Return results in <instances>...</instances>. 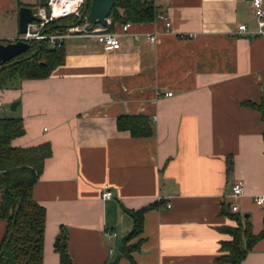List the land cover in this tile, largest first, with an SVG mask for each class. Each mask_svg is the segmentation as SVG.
Returning a JSON list of instances; mask_svg holds the SVG:
<instances>
[{
    "label": "crops",
    "instance_id": "obj_1",
    "mask_svg": "<svg viewBox=\"0 0 264 264\" xmlns=\"http://www.w3.org/2000/svg\"><path fill=\"white\" fill-rule=\"evenodd\" d=\"M155 1L162 19L130 23L127 34L114 27L118 51L71 37L49 78L0 90V119L20 117L25 130L11 146H50L32 190L46 211L43 264H59L61 231L72 264H224L216 262L220 243L231 237L220 229L236 226L227 215L236 183L238 215L254 235L263 228L264 206L253 198L264 194V123L244 105L264 99V36L255 34L251 0ZM39 2L0 0V42L18 36L17 4ZM238 25L247 33L234 37ZM15 102V115L3 108ZM134 117L150 135L124 129ZM104 185L109 200L101 199ZM148 206L124 257L133 228L124 210ZM5 231L0 218V244ZM241 264H264V239Z\"/></svg>",
    "mask_w": 264,
    "mask_h": 264
},
{
    "label": "trees",
    "instance_id": "obj_2",
    "mask_svg": "<svg viewBox=\"0 0 264 264\" xmlns=\"http://www.w3.org/2000/svg\"><path fill=\"white\" fill-rule=\"evenodd\" d=\"M155 2V0H114V7L108 18L110 24L106 26V30L114 32V27L119 24L153 22L158 15ZM17 5L18 8L36 7V5L21 3ZM40 6L46 7L49 13L46 2ZM88 10L85 0L79 9L80 17L71 15L53 20L43 28V32L64 33L70 27L80 26L84 23ZM28 44L29 48L25 53L0 64V90L18 89L20 82L25 80L47 79L58 66L64 64L66 53L63 47L51 48L45 40L31 41ZM244 105L258 111L264 123V99L261 100L260 105L252 103ZM131 120L135 125L133 127L127 125L124 129L129 128L130 132L137 137L150 135V128L145 125L144 120H140L139 117L131 118ZM24 133L23 121L20 117L0 119V218L6 221V231L0 244V264H43L46 211L33 199L32 190L42 173L44 161L51 155V151L49 144L30 148H13L11 141L23 136ZM227 166V172L230 173L232 161L229 160ZM152 208L154 206L138 211L124 210L132 218L133 228L124 241L122 256L129 257L130 252L136 248L135 244L131 246L126 244L142 234L144 215ZM227 208V215L236 222V226L220 229L231 239L220 243L221 255L216 262L241 264L254 245L264 239V219L261 232L254 235L251 223L246 218L240 217L238 212H231L229 203ZM9 235H11L10 239ZM63 237H65L64 232L61 231L54 246L59 256V264H72L66 244H62Z\"/></svg>",
    "mask_w": 264,
    "mask_h": 264
},
{
    "label": "built area",
    "instance_id": "obj_3",
    "mask_svg": "<svg viewBox=\"0 0 264 264\" xmlns=\"http://www.w3.org/2000/svg\"><path fill=\"white\" fill-rule=\"evenodd\" d=\"M59 0H48L47 7L49 8V13L47 8L44 6H39L36 11H34V15L37 18L36 22H32L27 26V31L24 34L18 35L14 41H23L29 43L31 41H47L51 48L60 49L63 47L64 41L71 37H84V38H93L98 43H100L104 48L111 51H118L120 49V34L119 33H111L106 31L105 28L102 27H94L87 24L85 18L84 23L81 26H73L68 28L64 33H44L43 28L53 20L58 18H63L67 16H76L80 17V7L84 4L85 0H79L75 2V6L70 11H64L60 16H55L53 14V5L54 3H58ZM73 2H71L72 4ZM61 4V3H60ZM251 9L253 12V16L256 24V36H264V3L263 0H251ZM157 18H163L161 15L157 16ZM110 22L107 20V25ZM166 26H169V23H166ZM130 27V23L123 24L121 26V30L123 34H127V31ZM247 28L245 25H238L237 30L234 31L231 35L236 37L237 35L246 34ZM147 42L154 44L156 42V36L154 34H144ZM193 38L192 34H188L186 36H182V38ZM135 39H138V36H135ZM172 95L171 92H167L164 94L165 97H170ZM1 106V103H0ZM243 195V187L241 184H233L229 193L228 198L231 200L230 209L231 212H238V206L235 203ZM113 197V193L109 189L108 186H103V191L101 194L102 200H109ZM253 203L258 206H264V194L258 195L253 198ZM106 238H111L115 236L113 232L106 231Z\"/></svg>",
    "mask_w": 264,
    "mask_h": 264
},
{
    "label": "water",
    "instance_id": "obj_4",
    "mask_svg": "<svg viewBox=\"0 0 264 264\" xmlns=\"http://www.w3.org/2000/svg\"><path fill=\"white\" fill-rule=\"evenodd\" d=\"M86 5L89 7L85 20L90 26H99L106 28L107 20L114 7V0H86ZM37 18L30 7H19L18 9V35L24 34L27 31V26L32 22H36ZM29 48V44L23 41H10L6 44H0V64L8 62L11 59L17 58L25 53ZM18 102L11 104V110H15ZM16 215V214H15ZM15 219L13 220V224ZM9 235V239H10ZM63 237L62 244H65Z\"/></svg>",
    "mask_w": 264,
    "mask_h": 264
},
{
    "label": "bare ground",
    "instance_id": "obj_5",
    "mask_svg": "<svg viewBox=\"0 0 264 264\" xmlns=\"http://www.w3.org/2000/svg\"><path fill=\"white\" fill-rule=\"evenodd\" d=\"M76 1L79 0H59L58 3H54L53 5V14L55 16H60L64 11H70L75 6ZM71 2L73 3L71 4Z\"/></svg>",
    "mask_w": 264,
    "mask_h": 264
},
{
    "label": "rangeland",
    "instance_id": "obj_6",
    "mask_svg": "<svg viewBox=\"0 0 264 264\" xmlns=\"http://www.w3.org/2000/svg\"><path fill=\"white\" fill-rule=\"evenodd\" d=\"M19 1H21V0H19ZM27 2H32L33 0H26ZM47 3L48 2V0H41V2H39L38 4H42V3ZM40 5H38V6H36V7H34V8H32L33 9V12L34 11H36V9L39 7ZM6 24L9 26V23H8V21L6 22ZM82 25H83V23H82ZM81 26V25H80ZM16 35H18V33L16 32L15 33ZM2 90H4V89H2ZM16 103V102H15ZM12 104V103H11ZM11 104H4V106L5 107H3V108H6L7 110H8V112L10 111H12V115H15L16 114V111H13V110H11L10 108H11ZM17 107V106H16ZM235 203H237V200L235 201Z\"/></svg>",
    "mask_w": 264,
    "mask_h": 264
}]
</instances>
